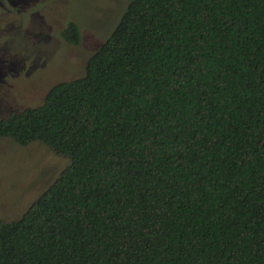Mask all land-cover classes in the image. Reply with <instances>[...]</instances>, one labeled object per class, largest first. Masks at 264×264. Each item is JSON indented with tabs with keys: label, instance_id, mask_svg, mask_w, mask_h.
<instances>
[{
	"label": "trees",
	"instance_id": "obj_1",
	"mask_svg": "<svg viewBox=\"0 0 264 264\" xmlns=\"http://www.w3.org/2000/svg\"><path fill=\"white\" fill-rule=\"evenodd\" d=\"M2 138L71 165L0 222V264H264V0H131Z\"/></svg>",
	"mask_w": 264,
	"mask_h": 264
},
{
	"label": "rangeland",
	"instance_id": "obj_2",
	"mask_svg": "<svg viewBox=\"0 0 264 264\" xmlns=\"http://www.w3.org/2000/svg\"><path fill=\"white\" fill-rule=\"evenodd\" d=\"M131 0H0V119L43 105L58 83L82 78ZM78 27L80 41L63 32ZM71 165L41 142L0 139V222L19 221Z\"/></svg>",
	"mask_w": 264,
	"mask_h": 264
}]
</instances>
